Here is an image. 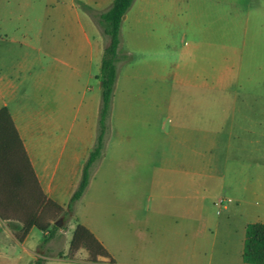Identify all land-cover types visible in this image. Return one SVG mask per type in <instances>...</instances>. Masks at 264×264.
Segmentation results:
<instances>
[{"label":"rangeland","instance_id":"374dc122","mask_svg":"<svg viewBox=\"0 0 264 264\" xmlns=\"http://www.w3.org/2000/svg\"><path fill=\"white\" fill-rule=\"evenodd\" d=\"M104 6L0 0L15 64L38 68L45 34L54 43L61 23L95 22L91 12ZM127 14L93 183L72 213L55 218L42 248L36 228L26 246L44 264H146L142 252L153 248L159 264H248L245 226L264 222V0H134ZM76 217L92 223L112 262L67 258ZM5 235L0 264H29ZM18 251L25 261L14 259Z\"/></svg>","mask_w":264,"mask_h":264},{"label":"crops","instance_id":"0c3cea01","mask_svg":"<svg viewBox=\"0 0 264 264\" xmlns=\"http://www.w3.org/2000/svg\"><path fill=\"white\" fill-rule=\"evenodd\" d=\"M80 1L94 6L105 4L97 12L107 9L112 2L77 0V4H80ZM129 10L130 7L123 15L121 23ZM60 25L62 34L52 39L54 43H48V36L45 34V44L40 46V51L47 59L38 68L24 61L15 64L9 47L11 42L16 41V37L9 32L10 29L0 27V108L7 107L43 194L47 199L65 208L79 183L83 164L95 139L101 101L100 84L96 75L106 41L92 18L87 16L83 19L77 16L70 27L64 23ZM125 52L129 53L127 50ZM118 76L119 66L112 98ZM29 103L33 107H29ZM104 154L105 152L102 155ZM180 165L183 168L192 167L191 163L186 162H180ZM97 170L98 167L78 201L84 198L92 185ZM76 218L77 222L85 225L106 248L94 231L92 223ZM11 226L14 228L11 229ZM19 227L15 221L0 219V236L6 234L5 239L11 245L17 243L21 251L29 253L28 262L32 264L37 251L26 246L31 230L23 241H19L13 235V231ZM155 250L153 248L151 252H142V262L159 264L161 254L159 249ZM21 251L13 254L17 263L25 261ZM85 256L86 254L81 258L76 255L73 259L67 258L95 263L86 260Z\"/></svg>","mask_w":264,"mask_h":264},{"label":"trees","instance_id":"16d2710c","mask_svg":"<svg viewBox=\"0 0 264 264\" xmlns=\"http://www.w3.org/2000/svg\"><path fill=\"white\" fill-rule=\"evenodd\" d=\"M132 2L133 0H112L107 9L91 12L106 41L96 75L101 82V101L93 145L83 164L79 183L65 208L47 199L43 194L11 115L7 107L0 108V219L12 220L20 225L19 229L13 231L19 241H23L29 231L36 228L43 232L40 246L46 243L58 229L55 218L72 213L74 203L88 185L91 169L100 158L104 147L118 63L126 58L125 54L118 52L119 30L122 17ZM3 197L6 199H2ZM80 250L85 251V258L90 262L103 259L113 261L95 235L85 225L76 221L69 240L67 257L73 259ZM241 260L245 263L264 264V222L254 221L246 224ZM44 262L45 259L37 257L33 264Z\"/></svg>","mask_w":264,"mask_h":264},{"label":"water","instance_id":"95a60500","mask_svg":"<svg viewBox=\"0 0 264 264\" xmlns=\"http://www.w3.org/2000/svg\"><path fill=\"white\" fill-rule=\"evenodd\" d=\"M99 84L101 85V82H100V81H99ZM58 224H59V222L57 221V222H56V225H58Z\"/></svg>","mask_w":264,"mask_h":264}]
</instances>
